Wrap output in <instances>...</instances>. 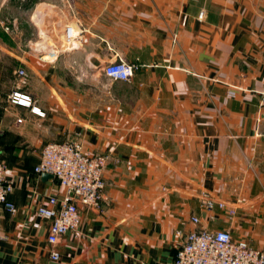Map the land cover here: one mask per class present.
<instances>
[{
    "label": "crops",
    "instance_id": "0c3cea01",
    "mask_svg": "<svg viewBox=\"0 0 264 264\" xmlns=\"http://www.w3.org/2000/svg\"><path fill=\"white\" fill-rule=\"evenodd\" d=\"M31 4L40 56L17 58L39 114L7 102L14 71L0 84V162L16 208L2 215L0 264H173L201 228L264 252V0ZM118 61L138 66L128 81L104 76ZM64 142L106 159V186L100 208L77 204L78 230L52 245L37 209L65 189L33 169L47 144ZM203 193L234 217L204 209Z\"/></svg>",
    "mask_w": 264,
    "mask_h": 264
},
{
    "label": "built area",
    "instance_id": "2783aa9c",
    "mask_svg": "<svg viewBox=\"0 0 264 264\" xmlns=\"http://www.w3.org/2000/svg\"><path fill=\"white\" fill-rule=\"evenodd\" d=\"M201 20L203 13L198 16ZM9 30L7 26L4 27ZM78 33L67 25L62 35L66 50L74 48ZM138 66L122 61L104 66L103 74L113 81H128ZM28 75L25 70L16 71L15 89L7 96V102L14 106L30 108L34 114L39 111L32 106L31 98L22 90L26 87ZM20 122V120L18 121ZM106 159L102 156L84 152L78 142L47 144L41 152L40 161L33 171L37 175L49 174L65 189V196L58 201L51 197L46 204L37 209L38 215L50 221L48 242L56 244L62 236L76 232L81 223V211L77 204L87 210H98L101 205L105 181L103 170ZM6 166L0 162V239L3 213L14 214L16 208L9 200L14 185L5 177ZM201 205L211 210L217 205L229 218L234 217L235 209L224 203H216L207 193L200 196ZM194 225L200 220L191 218ZM180 235V232H178ZM50 259L59 260V254L51 252ZM173 264H264V252L252 248L247 241L234 239L229 230L208 231L204 228L189 232L176 253Z\"/></svg>",
    "mask_w": 264,
    "mask_h": 264
},
{
    "label": "rangeland",
    "instance_id": "374dc122",
    "mask_svg": "<svg viewBox=\"0 0 264 264\" xmlns=\"http://www.w3.org/2000/svg\"><path fill=\"white\" fill-rule=\"evenodd\" d=\"M32 1L37 0H0V46L12 50V54L0 53V84L5 83L8 73L12 71H14L13 82L15 83L16 71L24 70L17 57L27 53L28 56L31 54L40 56V53L33 52L40 48V33L36 25L30 21L34 12ZM5 26L9 28L8 31L4 29Z\"/></svg>",
    "mask_w": 264,
    "mask_h": 264
},
{
    "label": "water",
    "instance_id": "95a60500",
    "mask_svg": "<svg viewBox=\"0 0 264 264\" xmlns=\"http://www.w3.org/2000/svg\"><path fill=\"white\" fill-rule=\"evenodd\" d=\"M42 176L45 177V178H46V177H47V178H53L52 175H49V174H43Z\"/></svg>",
    "mask_w": 264,
    "mask_h": 264
}]
</instances>
